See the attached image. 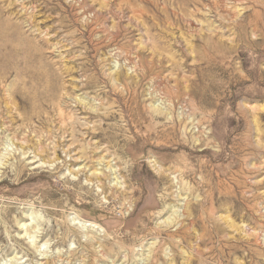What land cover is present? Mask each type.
Returning a JSON list of instances; mask_svg holds the SVG:
<instances>
[{"label": "rangeland", "instance_id": "1", "mask_svg": "<svg viewBox=\"0 0 264 264\" xmlns=\"http://www.w3.org/2000/svg\"><path fill=\"white\" fill-rule=\"evenodd\" d=\"M0 264H264V0H0Z\"/></svg>", "mask_w": 264, "mask_h": 264}]
</instances>
